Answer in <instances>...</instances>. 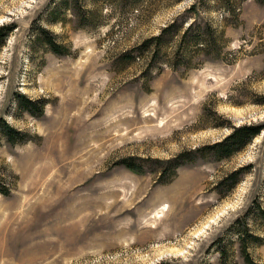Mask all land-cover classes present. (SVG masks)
<instances>
[{"label": "rangeland", "instance_id": "374dc122", "mask_svg": "<svg viewBox=\"0 0 264 264\" xmlns=\"http://www.w3.org/2000/svg\"><path fill=\"white\" fill-rule=\"evenodd\" d=\"M132 1L0 0V264H264V4Z\"/></svg>", "mask_w": 264, "mask_h": 264}, {"label": "trees", "instance_id": "16d2710c", "mask_svg": "<svg viewBox=\"0 0 264 264\" xmlns=\"http://www.w3.org/2000/svg\"><path fill=\"white\" fill-rule=\"evenodd\" d=\"M120 1V0H119ZM128 1V0H125ZM136 0H133L132 2H134ZM233 0H221V2L224 4V6H229L232 4ZM258 3L260 4H264V0H257ZM195 7V6H194ZM229 12H231L232 14H235L234 10L229 9ZM172 29H174V26L171 25L170 27ZM15 29V26L12 25L10 27H1L0 28V45L4 44L7 40V38L9 37L10 33L13 32V30ZM169 30V31H170ZM166 31V34L164 36V38L166 36H171V32ZM217 32V31H215ZM42 33L46 34L44 31H42ZM208 36H209V40L212 38V36H214V31L213 29L208 26ZM207 35H205L204 33L200 32V34L194 36L192 38V40L190 41H186L183 44V56H187V54H191L192 50H194L195 48H197L200 45H204L207 46V44H209V40H205ZM219 40L223 39V32L220 31V35L218 36ZM155 40H161L160 39H154L151 40L150 42H148L147 44H145L144 46H142V48H146L147 45ZM50 46H54V44L52 42L46 41ZM161 45L163 44V40L160 41ZM218 43V41H214L213 46L215 48L216 44ZM58 49L55 47V53L58 54ZM19 102L23 107V110L29 112L30 114L37 116V112L36 110H40L41 112L43 111V106L41 103H36L34 101H32L31 99L27 98L25 95H20L19 96ZM264 126L263 125H245V126H241L236 128L233 133L226 138L223 142L217 143L213 146V149L216 151V154L220 157V158H230L232 157L234 154L238 153L239 151H241L242 149H244L249 143H251V141L257 137L261 131L263 130ZM12 132H14V130L9 127L6 126L5 127V136H7L8 141L14 143L13 141L17 138V135L13 134ZM15 138V139H14ZM127 167L135 172H139L134 166L132 165H127ZM238 173L232 174L227 180H233V178L237 177ZM234 182H232L231 184L233 185ZM4 194V193H3ZM160 264H170V263H160Z\"/></svg>", "mask_w": 264, "mask_h": 264}, {"label": "bare ground", "instance_id": "6f19581e", "mask_svg": "<svg viewBox=\"0 0 264 264\" xmlns=\"http://www.w3.org/2000/svg\"><path fill=\"white\" fill-rule=\"evenodd\" d=\"M215 220L213 219V220H211V222H209L208 224H206V226H204L201 230H199L197 233H195L194 235H193V237L194 238H196V237H199L200 235H202L209 227H210V224L212 223V222H214ZM184 251L185 250H179V249H170V250H168V253L169 254H184Z\"/></svg>", "mask_w": 264, "mask_h": 264}]
</instances>
